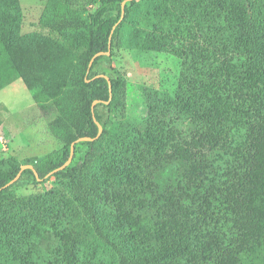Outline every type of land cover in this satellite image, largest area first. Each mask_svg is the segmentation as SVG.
I'll return each mask as SVG.
<instances>
[{
	"label": "trees",
	"instance_id": "1",
	"mask_svg": "<svg viewBox=\"0 0 264 264\" xmlns=\"http://www.w3.org/2000/svg\"><path fill=\"white\" fill-rule=\"evenodd\" d=\"M124 1L91 0L86 14L78 0H49L40 22L48 35L27 36L19 0H0V89L23 79L64 143L26 163L0 158V264L104 256L81 245L83 218L70 206L51 199L49 211L14 197L45 182L74 142L76 159L54 175L70 181L115 255L110 264H264V0H131L122 17ZM110 37L111 54L90 66ZM114 46L180 61L179 75L147 93L144 115L118 132L111 114L124 115L127 83L112 66ZM105 62L111 73L98 70ZM85 136L95 139L77 142ZM25 164L39 176L27 168L4 187Z\"/></svg>",
	"mask_w": 264,
	"mask_h": 264
},
{
	"label": "rangeland",
	"instance_id": "2",
	"mask_svg": "<svg viewBox=\"0 0 264 264\" xmlns=\"http://www.w3.org/2000/svg\"><path fill=\"white\" fill-rule=\"evenodd\" d=\"M48 1L19 0L22 9L20 28L23 35H48V31L40 24L47 13ZM78 5L86 9V14L95 7L91 0H78ZM83 35L86 36V32H83ZM113 50L112 66L118 69L119 76L127 83V106L124 115L111 114L110 129L115 132L118 127L125 128L144 115L146 94L150 91L165 90L166 78L169 75L171 78L179 75L180 61L158 51H138L123 46L118 50L114 46ZM98 70L112 72L106 62L102 63ZM107 112L106 108L101 107L98 118L102 121ZM0 138L3 140L0 141V158L15 156L22 163H26L29 157L44 155L64 146V143L52 133L49 121L42 115L32 93L21 78L0 89ZM75 159L76 153L73 160ZM104 162L102 160L99 164L103 165ZM94 171L91 170L89 176L96 179L102 171L99 173ZM14 197L19 203H27L31 208L41 206L49 211L55 210L50 203L47 205L51 199L58 202L57 208L63 212H67L66 205L70 206L75 210L74 216L83 218L81 245L95 244L103 252L104 256L94 263L110 264V258L106 256H111L115 260L113 251L106 248L102 239L98 238L90 219L83 216L81 207L72 197L69 180L50 175L45 182L15 190Z\"/></svg>",
	"mask_w": 264,
	"mask_h": 264
},
{
	"label": "water",
	"instance_id": "3",
	"mask_svg": "<svg viewBox=\"0 0 264 264\" xmlns=\"http://www.w3.org/2000/svg\"><path fill=\"white\" fill-rule=\"evenodd\" d=\"M128 1H131V0H125V1L122 3V17H124V15H125V7H126V3H127ZM116 26H117V24L114 26L113 31H114V29L116 28ZM111 39H112V38L110 37V50H108V51H100V52H98L97 54H95V56L92 58V60H91V62H90V66L92 65V63L94 62V60L96 59V57H98V56H100V55H104V54H106V55H110V54H111V45H112V43H111ZM96 77H105V78L108 79V81H109V87H110V92H111V96H112V84H111V80H110L109 76H107V75H105V74H99V75H97ZM98 102H100V100H95V101H94V103H93V108H94V106H95ZM107 102H108V101H107ZM96 122H97V124L99 125V132H98V135H97V137H96V138H98V137L101 136V134H102V132H103V126H102V124H101L99 121L96 120ZM94 139H95V138H93V137L85 136V137H80V138L77 140V142H80V141H86V140H94ZM75 144H76V142H74V143L72 144L71 154H70L69 159H68V160H67L62 166H60L59 168H57V169H55L54 171L50 172V173L47 175V177L50 176V175H54V174H55L56 172H58L59 170H62V169L67 168V167L71 164V162L73 161V158H74V154H75ZM27 168L33 169L34 172L36 173V176H37V177L39 176V174H38V172L35 170L33 164H25V165L22 166V168H21L20 172L17 174V176H16L13 180H11L9 183H7L4 187H8V186L12 185L13 183H15V182L20 178L22 172H23L25 169H27Z\"/></svg>",
	"mask_w": 264,
	"mask_h": 264
},
{
	"label": "built area",
	"instance_id": "4",
	"mask_svg": "<svg viewBox=\"0 0 264 264\" xmlns=\"http://www.w3.org/2000/svg\"><path fill=\"white\" fill-rule=\"evenodd\" d=\"M0 141H1V142L3 141L2 138H0Z\"/></svg>",
	"mask_w": 264,
	"mask_h": 264
}]
</instances>
